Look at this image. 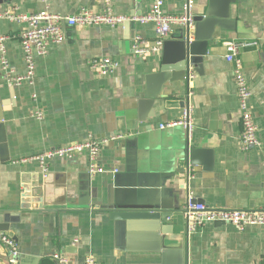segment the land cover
Masks as SVG:
<instances>
[{
    "label": "crops",
    "instance_id": "0c3cea01",
    "mask_svg": "<svg viewBox=\"0 0 264 264\" xmlns=\"http://www.w3.org/2000/svg\"><path fill=\"white\" fill-rule=\"evenodd\" d=\"M192 1L193 14H204L206 1ZM153 2L111 0L113 12L127 18L147 15ZM186 2L164 0L163 11L179 15ZM104 8L105 0H8L0 12L73 16ZM229 21L230 31L217 28L219 38L209 47L202 73L191 69V85L178 82L162 88L153 114L140 116L138 102L147 76L160 69L163 47L137 57L133 46L136 37L149 48L155 46L154 24L65 26L64 42L35 58L33 85H14L11 79L26 73L20 42L24 26L0 20L9 62V71L0 67V234L16 241L21 264H40L55 254L76 264L88 257L98 264H160L161 256L151 251V240L144 236L148 231L130 230L135 233L130 237L127 228L118 230L101 210L135 195L182 209L170 230L186 234L189 264H264V226L239 231L230 224L206 223L188 236L183 215L189 194L212 209H264V0L238 1L231 6ZM181 29L173 27L171 36ZM227 41L254 44L241 57L262 147L247 153L240 148L241 117L233 66L225 59ZM100 58H110L119 68L99 76L89 62ZM177 88L180 93L174 92ZM188 99L195 125L190 144L213 153L210 169L204 162L188 168L180 160L187 138L182 127L160 128L181 119ZM122 126L126 133L119 131ZM88 139L104 141L98 159L104 174H89L87 155L56 158L47 171L35 162H21ZM45 196L46 205L40 207ZM168 245L181 246L178 240ZM0 264H16L2 243Z\"/></svg>",
    "mask_w": 264,
    "mask_h": 264
},
{
    "label": "built area",
    "instance_id": "2783aa9c",
    "mask_svg": "<svg viewBox=\"0 0 264 264\" xmlns=\"http://www.w3.org/2000/svg\"><path fill=\"white\" fill-rule=\"evenodd\" d=\"M47 3L48 0H42ZM164 0H154L150 12L138 18H127L116 15L112 9L111 0H105V8L102 12H94L83 9L73 16H62L43 11L38 14H18L13 10L0 12V20H8L18 25H23L24 29L20 34V42L23 47L26 73L11 79L14 85L26 83L33 85L35 77V58L45 56L52 45H60L65 40L64 27L81 28L91 26L118 27L125 23H137L141 25L154 24L156 27V40L153 48L148 47L147 41L141 37H136L133 51L137 57H144L147 54L158 52L162 49L165 40L171 35L173 27L190 28L194 27L193 1L187 0L183 7V12L179 15L166 14L163 11ZM6 38L0 34V67L4 71H9V62L5 56ZM254 44L227 41L224 43L226 51L225 59L233 66V78L237 87L239 102V113L241 117L240 148L242 152H249L251 149H260L262 143L258 136V127L255 123L250 101L252 91L245 74L244 63L241 57L242 50ZM90 69L101 77H106L117 71L118 64L110 58L93 59L89 62ZM192 72V71H191ZM190 72L188 85L195 79V75ZM191 92H189V98ZM37 118L41 119L42 114L37 111ZM193 107L188 99L183 109L182 117L179 121L161 125V129L182 127L190 134L194 130ZM104 141L88 139L83 142L67 145L54 150H50L39 155L23 159L21 162H35L43 170L48 168L49 162L56 159L72 160L77 156L87 155L89 159L88 172L91 176L104 174L105 169L98 163L101 147ZM47 171V170H46ZM118 173V169H115ZM183 215L187 221L188 236L197 233L204 224L223 222L233 225L239 231H244L250 226H264V209L254 211H239L228 209H212L205 204L196 203V199L191 194L188 195ZM78 241H75V244ZM0 243L4 245L13 260L20 257L18 245L11 237L0 234ZM54 264H76L68 259L62 258L59 254L51 258ZM80 264H98L92 257H88Z\"/></svg>",
    "mask_w": 264,
    "mask_h": 264
},
{
    "label": "water",
    "instance_id": "95a60500",
    "mask_svg": "<svg viewBox=\"0 0 264 264\" xmlns=\"http://www.w3.org/2000/svg\"><path fill=\"white\" fill-rule=\"evenodd\" d=\"M7 1L0 0V5L7 3ZM198 1H206L205 11L204 14L194 16L193 29L182 28L178 34L170 35V38L165 40L160 69L157 73L147 76L146 88L138 102L140 116L146 112L153 114L152 107L157 100L161 99L162 88H173L174 84L178 82H185L187 85L191 69L202 73L203 62L209 52V47L219 38L217 28L221 31L231 30L229 28L231 25L229 21L231 6L240 0ZM175 90L174 92L179 91L178 93H180V88ZM119 131L126 133L127 128L122 126ZM185 132L187 138H185L181 148L182 158L180 160L185 161L188 168L204 162L203 165L210 169L213 153L192 146L189 133L186 130ZM36 196L39 197L38 200L42 199L41 195ZM196 203L204 204L200 199L196 200ZM44 205H46V196L40 207ZM101 210L108 214L109 219L115 223L120 231H125L126 228L128 232L134 229L148 231L149 234L144 236L151 240V251L161 256L162 262L160 264H189L186 234L174 235L170 230V227L175 225L176 220L173 218L182 213V209L180 210L179 207L165 204L162 200L152 201L150 198L135 195L119 202L116 201V203H109L101 207ZM171 218L172 221H168ZM216 223L225 224L223 222ZM164 226L169 227L163 228ZM128 236L134 237L135 233L129 232ZM175 240L180 241L181 246L169 247L168 243ZM19 260L20 258L15 260L16 264H21Z\"/></svg>",
    "mask_w": 264,
    "mask_h": 264
},
{
    "label": "trees",
    "instance_id": "16d2710c",
    "mask_svg": "<svg viewBox=\"0 0 264 264\" xmlns=\"http://www.w3.org/2000/svg\"><path fill=\"white\" fill-rule=\"evenodd\" d=\"M40 264H54V262L48 259V260L42 261Z\"/></svg>",
    "mask_w": 264,
    "mask_h": 264
}]
</instances>
